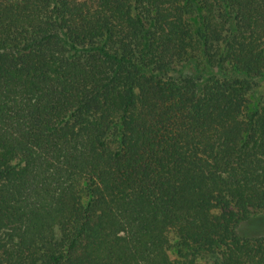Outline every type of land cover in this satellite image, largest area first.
I'll return each mask as SVG.
<instances>
[{
  "label": "trees",
  "instance_id": "trees-1",
  "mask_svg": "<svg viewBox=\"0 0 264 264\" xmlns=\"http://www.w3.org/2000/svg\"><path fill=\"white\" fill-rule=\"evenodd\" d=\"M262 215L264 0H0V264H264Z\"/></svg>",
  "mask_w": 264,
  "mask_h": 264
},
{
  "label": "rangeland",
  "instance_id": "rangeland-1",
  "mask_svg": "<svg viewBox=\"0 0 264 264\" xmlns=\"http://www.w3.org/2000/svg\"><path fill=\"white\" fill-rule=\"evenodd\" d=\"M252 224V227H251ZM246 225L243 229L246 231H254L251 228L263 229L264 228V215L259 216L253 223Z\"/></svg>",
  "mask_w": 264,
  "mask_h": 264
}]
</instances>
